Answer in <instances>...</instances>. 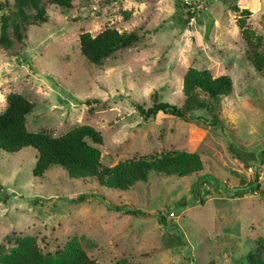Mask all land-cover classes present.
<instances>
[{"label": "rangeland", "instance_id": "374dc122", "mask_svg": "<svg viewBox=\"0 0 264 264\" xmlns=\"http://www.w3.org/2000/svg\"><path fill=\"white\" fill-rule=\"evenodd\" d=\"M41 6L45 21L34 23L35 10L25 7L16 19L21 39L9 30L12 48L0 50V114L10 93L21 94L35 106L26 117L29 132L58 137L89 125L103 138L97 148L105 167L179 150L197 153L204 169L182 178L152 173L117 193L70 179L59 167L34 178L32 148L0 152V256L16 248L18 237L35 238L53 256L77 236L92 242L87 254L97 264H248L249 254L264 262V177L255 193L236 198V188L253 185V173L229 151L252 155V170L264 153V70L247 60L237 23L247 8V26L264 50V0H74L70 9L42 0ZM188 7L193 18L186 22ZM106 28L136 31L140 39L102 67L90 66L79 35ZM188 68L230 77L232 91L216 110L222 126L212 127L205 111L194 112L201 120L193 122L161 113L143 119L133 103L147 109L154 94L182 105ZM177 234L181 246L169 238Z\"/></svg>", "mask_w": 264, "mask_h": 264}, {"label": "trees", "instance_id": "16d2710c", "mask_svg": "<svg viewBox=\"0 0 264 264\" xmlns=\"http://www.w3.org/2000/svg\"><path fill=\"white\" fill-rule=\"evenodd\" d=\"M42 0H13L12 3L0 1V50L12 48V41L8 31L20 40V26L16 19H22L24 8L35 10L34 23L45 21V9ZM74 0H50L60 8H72ZM9 8L11 14H2ZM186 10V22L193 15ZM126 16V15H125ZM250 12L243 9L237 19L247 49V60L257 72L264 70V50L262 37L256 35L247 26ZM140 35L136 31L119 32L114 28H106L95 36L87 32L79 35V51L84 61L93 67H102L104 60L123 48L137 43ZM232 91L230 77L222 75L212 78L207 71L188 68L183 75L182 95L180 106L167 102H160L156 94L152 96L153 103L149 108L142 104L133 103L139 115L147 120L161 113L165 116L178 118L186 122L201 120L194 118L196 111H205L211 115L207 121L212 127H221L216 110L221 100ZM34 104L21 94L10 93L6 98V108L0 114V152L15 154L25 148H32L36 152L35 164L32 170L34 178H41L52 167H59L65 171L70 179L93 180L101 188L113 190L117 193L130 191L138 183H146L152 173L179 178L199 174L204 165L197 153L187 151H167L158 155L139 157L120 162L112 167H105L101 163L98 146H102L101 134L89 125H81L67 133L54 137L46 131L29 132L26 128V117L32 113ZM232 156L243 168H250L255 160L250 154L235 148L229 149ZM264 162V153L260 154V164L254 168L253 185L246 188H236V198L255 193L258 189L257 170ZM118 210V209H115ZM139 213V212H138ZM140 214V213H139ZM164 222V217H161ZM173 246H181L182 236L169 235ZM93 244L90 240L71 238L55 255H44L33 237H18L17 246L9 254L0 256V264H97L88 254ZM117 264H130L125 259ZM248 264H264L254 254L248 255Z\"/></svg>", "mask_w": 264, "mask_h": 264}, {"label": "built area", "instance_id": "2783aa9c", "mask_svg": "<svg viewBox=\"0 0 264 264\" xmlns=\"http://www.w3.org/2000/svg\"><path fill=\"white\" fill-rule=\"evenodd\" d=\"M251 168H249V171L254 173V169L250 170ZM257 172V175H258V179L259 181H261V179L264 177V162L262 163V165L259 167V169L256 171Z\"/></svg>", "mask_w": 264, "mask_h": 264}]
</instances>
